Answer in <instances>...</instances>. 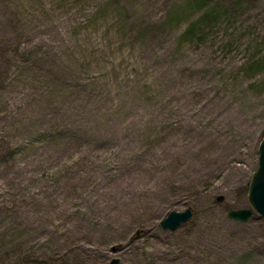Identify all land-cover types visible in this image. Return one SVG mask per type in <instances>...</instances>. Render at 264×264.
Wrapping results in <instances>:
<instances>
[{"label": "rangeland", "instance_id": "obj_1", "mask_svg": "<svg viewBox=\"0 0 264 264\" xmlns=\"http://www.w3.org/2000/svg\"><path fill=\"white\" fill-rule=\"evenodd\" d=\"M263 137L264 0H0V264H264Z\"/></svg>", "mask_w": 264, "mask_h": 264}, {"label": "water", "instance_id": "obj_2", "mask_svg": "<svg viewBox=\"0 0 264 264\" xmlns=\"http://www.w3.org/2000/svg\"><path fill=\"white\" fill-rule=\"evenodd\" d=\"M247 198L250 204L248 208L233 209L229 211V216L240 221H247L255 213L264 216V137L259 145V165L253 173L248 183ZM218 200H223V196H218ZM193 215V210L187 208L183 211H171L167 217L161 220L160 225L164 230L174 231L187 222ZM114 259L112 264L117 263Z\"/></svg>", "mask_w": 264, "mask_h": 264}]
</instances>
